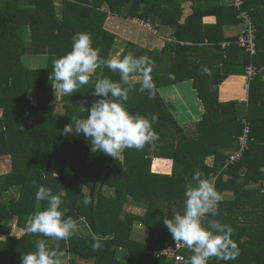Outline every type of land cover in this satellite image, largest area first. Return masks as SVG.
I'll return each mask as SVG.
<instances>
[{
	"label": "trees",
	"instance_id": "obj_1",
	"mask_svg": "<svg viewBox=\"0 0 264 264\" xmlns=\"http://www.w3.org/2000/svg\"><path fill=\"white\" fill-rule=\"evenodd\" d=\"M57 1L0 0V156L10 159L9 169L0 173V264H22L37 239L54 246L47 238L25 234L27 217L46 207L35 198L33 180L61 196L65 218L82 221L67 245L60 242L66 253L62 264H188L189 250L181 251L187 258L183 262L153 252L175 243L163 218H171L172 207L183 211L186 186L197 169L216 178L224 199L213 219L235 229L232 238L240 248L236 260L212 259L210 264H264V80L259 74L250 81L245 104L218 100L220 83L242 74L249 61L234 43L237 36L224 31L225 25L239 22L232 0H190L189 11L179 0ZM243 4L256 28L252 61L264 70V0ZM208 16L213 22L203 21ZM114 18L148 31L133 21L143 20L153 34L156 27L172 32L171 39L156 48L128 31L115 56L147 55L155 62V98L135 91L125 106L132 114L159 117L153 124L159 140L143 151L126 149L122 161L93 153L83 134L61 133L72 118H86L81 106L90 109L100 99L92 94L94 87L60 95L62 112H57L49 81L53 62L71 51L75 34L90 33L92 46L111 58L120 33L113 28ZM25 55L45 56L46 63L28 67L22 61ZM97 77L120 80L106 67L98 69L93 80ZM188 80L202 113L181 125L159 88ZM29 91L34 92V103ZM244 119L250 130L248 148L238 162L221 170L237 149ZM13 187H19L18 194ZM105 188L112 193L106 195ZM130 201L146 207L140 213L127 210ZM12 223L23 230L20 236L12 235ZM96 241L103 245L100 250H94Z\"/></svg>",
	"mask_w": 264,
	"mask_h": 264
},
{
	"label": "clouds",
	"instance_id": "obj_2",
	"mask_svg": "<svg viewBox=\"0 0 264 264\" xmlns=\"http://www.w3.org/2000/svg\"><path fill=\"white\" fill-rule=\"evenodd\" d=\"M72 41L71 51L53 62L49 75L51 86L55 94L69 97L91 85L94 87L92 94L100 99L90 109L81 106L82 111L87 112L86 118H72L61 133L64 136L83 134L93 153L103 152L116 161L123 160L126 149L143 151L146 146L155 144L160 137L153 124L158 123L159 117L153 115L148 119L132 114L125 106L135 91L146 93L148 99L155 98L156 85L152 77L155 62L147 55L136 57L132 53L104 58L99 49L92 46L91 34L87 32L75 34ZM105 67L119 74V82L109 77L93 80L97 70ZM204 73L211 75L207 68ZM169 78H173V74L170 73ZM32 185L37 189L36 200L45 202L46 207L27 217L25 234L47 238L54 246H50L46 239L35 240V250L22 256V264H62L66 253L60 242L67 245L80 231L82 221L71 216L65 218V212L61 210L64 201L60 195L53 194L51 188L39 185L35 180ZM184 196L183 211L170 208L171 218L164 216L163 224L175 245L192 253L188 264H209L212 259L236 260L240 248L232 238L235 229L213 219L219 215V205L224 199L215 187V178L206 177L197 169ZM102 247L99 241L95 242L94 250Z\"/></svg>",
	"mask_w": 264,
	"mask_h": 264
},
{
	"label": "crops",
	"instance_id": "obj_3",
	"mask_svg": "<svg viewBox=\"0 0 264 264\" xmlns=\"http://www.w3.org/2000/svg\"><path fill=\"white\" fill-rule=\"evenodd\" d=\"M182 5L189 11L190 0H179ZM231 0H220V4H226ZM117 21L120 24L118 18H114L112 22ZM206 23L213 22V17H205L203 19ZM121 25V24H120ZM163 33L160 42L155 41V44L148 42L147 44L152 47L158 48L162 46L165 41L170 40L172 37L171 29L163 27ZM225 34L228 36H237L240 32L239 23H231L224 26ZM264 80V70L260 73ZM247 78L245 73L231 74L227 76L218 87V100L221 102L237 100L241 104H245L248 98V89L246 88ZM159 92L165 100L170 111L176 118V120L184 125L190 121L199 119L202 113L201 103L196 95L195 90L191 87V81H182L173 85L159 88Z\"/></svg>",
	"mask_w": 264,
	"mask_h": 264
},
{
	"label": "built area",
	"instance_id": "obj_4",
	"mask_svg": "<svg viewBox=\"0 0 264 264\" xmlns=\"http://www.w3.org/2000/svg\"><path fill=\"white\" fill-rule=\"evenodd\" d=\"M243 5H244L243 0H232V6L234 7L237 13L236 18L239 20L238 23L240 24V32L237 35V38L234 41V43L237 44L238 47H240L245 52L249 60L244 69V73L247 78L246 88L248 89L250 81L256 78L262 72L263 67L257 66L252 61V58L257 53L256 28L251 18L250 12L247 9H245ZM133 21L135 23H138L140 26L146 28L148 31H152V27L149 23L139 19H134ZM243 122L244 125L242 128V133L237 138L238 141L237 149L235 152L229 154L225 158L221 170L225 169L229 165L238 162L242 157L244 151L248 148L249 142L251 141V138L249 137L250 130L248 127L247 119H244ZM183 250H187V249L184 248L183 246H177L174 243L171 245H166L165 247L153 253H155V255L157 256H165L169 259H173L175 262H183L186 261L187 259L186 256L181 252ZM210 262L211 260L209 261V264Z\"/></svg>",
	"mask_w": 264,
	"mask_h": 264
},
{
	"label": "rangeland",
	"instance_id": "obj_5",
	"mask_svg": "<svg viewBox=\"0 0 264 264\" xmlns=\"http://www.w3.org/2000/svg\"><path fill=\"white\" fill-rule=\"evenodd\" d=\"M56 6L59 8L58 1L56 3ZM124 21L129 22L128 19H125V18H124ZM128 26L130 27V29L128 28ZM128 26H126V24L120 25L117 21L113 22V28H116L117 30H119L120 33L116 34L117 39H116V43L112 49V54H111L112 57L117 56V54L119 53V50L123 47V45H124L123 41L126 39V34L128 33V31L130 34H135V35L140 34V36L138 37L139 39L144 41L145 44L150 42L153 45L155 44V41L160 42L162 36L164 35V33H163L164 29L162 27H156L157 32H156V34H153L151 32L146 31L145 29L141 30V28H138L137 26L132 25L130 22L128 23ZM147 40H150V41L145 42ZM22 61L28 67H31V66L36 67V66L44 65L46 63V57L45 56L25 55L22 57ZM55 95L57 97V110L56 111L62 112V109L60 106L61 102L59 101L60 94L56 93ZM28 97L32 103L35 102V96H34L33 91L28 92ZM9 167H10L9 157L7 155L0 156V173L6 172L9 169ZM18 191H19V187H13L12 188V192L14 194H18ZM104 192L106 195H110L112 193V191L107 189V188L104 189ZM145 207H146V205L144 203H135L133 201L128 202L126 205L127 210H133V211L138 212V213L142 212ZM11 226H12V235L20 236L23 233V230L20 227H18L17 225H15V223H12Z\"/></svg>",
	"mask_w": 264,
	"mask_h": 264
}]
</instances>
